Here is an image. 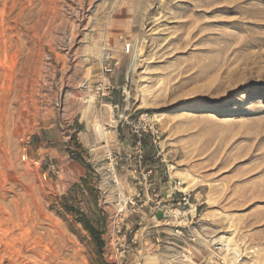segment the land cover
<instances>
[{
    "label": "rangeland",
    "instance_id": "rangeland-1",
    "mask_svg": "<svg viewBox=\"0 0 264 264\" xmlns=\"http://www.w3.org/2000/svg\"><path fill=\"white\" fill-rule=\"evenodd\" d=\"M0 208L58 264H264V0H0Z\"/></svg>",
    "mask_w": 264,
    "mask_h": 264
},
{
    "label": "bare ground",
    "instance_id": "bare-ground-1",
    "mask_svg": "<svg viewBox=\"0 0 264 264\" xmlns=\"http://www.w3.org/2000/svg\"><path fill=\"white\" fill-rule=\"evenodd\" d=\"M133 67L134 62L131 61L129 69ZM93 126L98 130L101 127L97 121H94ZM102 137H104V134H102ZM184 179L185 178H181V180ZM126 199L127 195L121 191L118 196L119 205L124 204ZM3 218L0 214V264H36L32 260L33 255L40 256V258L45 261V264H58L57 260L60 259L59 254L50 251L46 245L42 246L43 238L41 239L40 237L34 236V230H36L34 225H31L30 229L26 228L25 225L27 221L21 222L18 214H15V216L9 215L8 218L5 219L6 221L3 220ZM17 232V236L21 238L18 249L14 247V243L17 241L15 238ZM217 242L225 248L226 252H229L232 260L236 261L238 258V250L235 244L232 243V240L226 237H219Z\"/></svg>",
    "mask_w": 264,
    "mask_h": 264
},
{
    "label": "trees",
    "instance_id": "trees-1",
    "mask_svg": "<svg viewBox=\"0 0 264 264\" xmlns=\"http://www.w3.org/2000/svg\"><path fill=\"white\" fill-rule=\"evenodd\" d=\"M84 227L87 229V231L90 233V235L92 236V238L94 239V242L96 243V245L100 248L102 243L100 242L99 237H97L98 233L95 232L94 230H92L90 227L85 226Z\"/></svg>",
    "mask_w": 264,
    "mask_h": 264
},
{
    "label": "built area",
    "instance_id": "built-area-1",
    "mask_svg": "<svg viewBox=\"0 0 264 264\" xmlns=\"http://www.w3.org/2000/svg\"><path fill=\"white\" fill-rule=\"evenodd\" d=\"M188 204V196L185 194H182L180 199H179V205L185 206Z\"/></svg>",
    "mask_w": 264,
    "mask_h": 264
}]
</instances>
